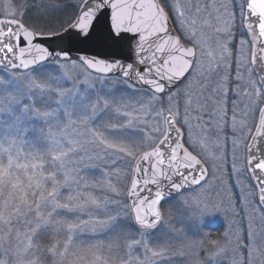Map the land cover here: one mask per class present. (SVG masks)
<instances>
[{
    "label": "snow or ice",
    "instance_id": "obj_1",
    "mask_svg": "<svg viewBox=\"0 0 264 264\" xmlns=\"http://www.w3.org/2000/svg\"><path fill=\"white\" fill-rule=\"evenodd\" d=\"M0 264H264V0H0Z\"/></svg>",
    "mask_w": 264,
    "mask_h": 264
},
{
    "label": "rangeland",
    "instance_id": "obj_2",
    "mask_svg": "<svg viewBox=\"0 0 264 264\" xmlns=\"http://www.w3.org/2000/svg\"><path fill=\"white\" fill-rule=\"evenodd\" d=\"M223 219L219 214L208 216L205 218L204 227L214 230H220L223 227Z\"/></svg>",
    "mask_w": 264,
    "mask_h": 264
}]
</instances>
